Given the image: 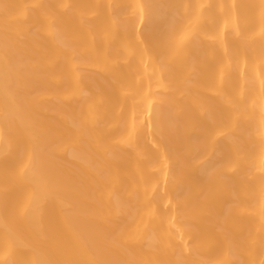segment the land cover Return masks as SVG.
Returning a JSON list of instances; mask_svg holds the SVG:
<instances>
[{
  "label": "bare ground",
  "instance_id": "6f19581e",
  "mask_svg": "<svg viewBox=\"0 0 264 264\" xmlns=\"http://www.w3.org/2000/svg\"><path fill=\"white\" fill-rule=\"evenodd\" d=\"M0 264H264V0H0Z\"/></svg>",
  "mask_w": 264,
  "mask_h": 264
}]
</instances>
